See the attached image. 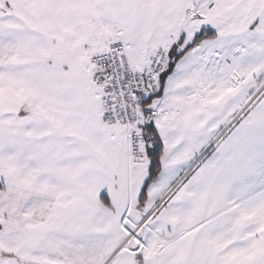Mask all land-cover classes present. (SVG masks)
<instances>
[{"label": "snow or ice", "instance_id": "6c2138e0", "mask_svg": "<svg viewBox=\"0 0 264 264\" xmlns=\"http://www.w3.org/2000/svg\"><path fill=\"white\" fill-rule=\"evenodd\" d=\"M0 264H264V0H0Z\"/></svg>", "mask_w": 264, "mask_h": 264}]
</instances>
